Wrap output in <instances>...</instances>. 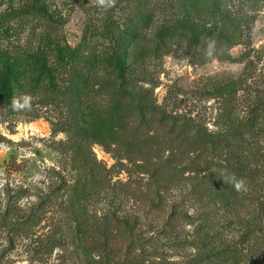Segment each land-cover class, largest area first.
<instances>
[{
    "label": "rangeland",
    "instance_id": "obj_1",
    "mask_svg": "<svg viewBox=\"0 0 264 264\" xmlns=\"http://www.w3.org/2000/svg\"><path fill=\"white\" fill-rule=\"evenodd\" d=\"M169 1L148 0L151 7L156 2L165 5ZM34 2L42 3L45 13L31 12ZM141 2L105 0L101 5L99 0H0V54H19L20 60L15 68L12 104L0 97V202L8 189L14 194L23 185L33 189L22 195L19 205L42 208L30 224L31 233L18 235L0 230V264H79L74 245L53 239L59 233L52 235L51 230L61 231L54 224L60 210L44 204L38 191H48V184H41L54 170L73 184L81 173L75 167L79 157L95 159L99 169L103 168L96 180L93 175V191L81 201L88 232L86 252L89 250L95 257V243L102 245L107 236L116 232L120 217H137L133 218L138 222L136 232L150 230L142 208L156 194L157 186L167 185L172 197L180 185L191 182L188 174L174 169L186 162L185 156L168 165L173 167L171 171L157 172L154 178L160 184H149L161 156H168L172 147L180 144L189 147L175 117L191 118L216 131L223 122L215 88L243 75L248 60V71L253 72L250 82L256 74L264 73V0L253 5L240 0L225 2L230 9L239 7L240 14L248 16L242 42L230 47L224 40L211 39L195 49L187 38H182L167 40L159 49L154 32L165 14L157 9L154 20L142 31L141 45L135 51L131 49L128 57L132 65L125 77L126 88L135 89L134 98H118L125 89L113 66L107 63L108 56L99 58L96 69L95 64H83L86 59L95 62V42L100 53L105 51L104 46H112L101 35L105 26L112 24L118 35ZM177 11L169 8L167 16H176ZM249 50L250 57L244 58ZM107 51L110 53L112 48ZM77 71L86 78L84 86L73 78ZM2 72L0 62V75ZM69 80L78 82L79 97L74 85L67 88ZM117 100L123 103L124 117H116L111 123L120 126L116 129L117 137L122 138L120 147L107 144L112 127L95 133V107L104 111L105 122H109L112 115L108 110ZM138 101L148 104L143 115ZM150 103L156 107L150 108ZM85 124L94 133L81 140L76 131ZM127 154L131 160L123 157ZM91 172L86 169V173L92 175ZM100 173L104 178L98 176ZM124 240L120 242L123 246ZM68 247L72 249L65 251ZM81 255L85 256L83 252ZM170 258L178 256L174 253Z\"/></svg>",
    "mask_w": 264,
    "mask_h": 264
},
{
    "label": "trees",
    "instance_id": "obj_2",
    "mask_svg": "<svg viewBox=\"0 0 264 264\" xmlns=\"http://www.w3.org/2000/svg\"><path fill=\"white\" fill-rule=\"evenodd\" d=\"M174 1L165 2V5L156 2L151 7L150 1L142 0L118 35L112 24L105 26L101 35L109 39L112 46H104L105 51L100 53V46L95 42V62L86 59L83 66L95 64L96 69L99 58L108 56L107 63L113 66L120 79L119 84L125 89L119 96L116 95L118 98H134L132 94L135 89L126 88L128 82L125 77L132 65L128 64V57L131 49L135 51L141 45L144 39L142 31L154 20L157 9L165 14L161 25L154 32L159 49L167 40L182 38H187L195 49L211 39L224 40L229 47L242 42L248 16L246 13L241 15L242 9L239 12V7H227L225 2L232 0ZM257 1L240 0V3L253 5ZM169 8L178 10L176 16H167ZM30 9L33 13L46 11L40 2L32 3ZM109 48H112L110 53L107 51ZM250 54L251 50L245 52L244 58L248 59ZM18 55L0 54V62L3 63L0 97L7 104H12L14 100L15 68L20 62ZM249 64L250 60L237 80L224 83L213 92L220 101L219 117L223 122L216 131L209 130L191 118L175 117L183 140L188 142L189 147L183 148L180 144L177 148L172 147L168 156H161L160 165L150 177L149 184L159 183L154 178L157 172L171 171L173 167L168 165L185 156L186 162L174 165V169L177 173L188 174L191 182L180 185L178 193L172 197L169 196L167 185L157 186L156 194L148 198L142 208V216L151 227L150 230L136 232L138 222L133 218L137 217H120L116 221V232L107 236L102 245L95 243V257L90 256L89 250L86 252L84 243L88 232L81 201L93 191L94 176L96 180L97 173L103 168L100 166L99 169L95 159L79 157L75 167L81 173L73 184H69L62 173L54 170L41 184H48V191L38 189L44 204L56 206L60 210L58 212L61 215L57 212L60 216L54 224L61 227V231L51 230V234L59 233L58 238L52 234L53 239L74 245L73 251L79 264H87L91 260L95 264H264V73L256 74L253 82H250L253 72L248 71ZM73 78L80 85L86 83L85 76L79 71L73 74ZM72 85L79 97L78 82L69 80L67 88ZM122 104L121 100H117L109 108L108 112L112 115L109 122H105L107 118L102 115L104 111L95 107V133L112 127L107 144L117 147L122 142L116 131L120 126L111 122L116 117H124ZM137 104L143 115L148 104L142 101ZM149 106L156 107L152 103ZM163 119L167 120L168 115L164 114ZM76 132L81 140L88 139L94 133L88 124L79 126ZM124 156L131 160L130 155ZM87 168L92 170V175L86 173ZM98 176L104 178L102 173ZM30 189L33 188L22 185L14 194L11 193L12 189H8L0 202V230L18 235L31 233L30 224L37 219V210L42 208H23L19 205L22 195ZM158 229L152 235L147 234ZM123 240L124 246L120 243ZM68 249L72 248L68 247L65 251ZM174 253L177 259L170 258Z\"/></svg>",
    "mask_w": 264,
    "mask_h": 264
},
{
    "label": "clouds",
    "instance_id": "obj_3",
    "mask_svg": "<svg viewBox=\"0 0 264 264\" xmlns=\"http://www.w3.org/2000/svg\"><path fill=\"white\" fill-rule=\"evenodd\" d=\"M99 3L101 4V5H103L104 3H105V0H99ZM240 187V185L238 184L237 185V188H239Z\"/></svg>",
    "mask_w": 264,
    "mask_h": 264
}]
</instances>
